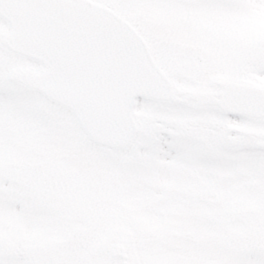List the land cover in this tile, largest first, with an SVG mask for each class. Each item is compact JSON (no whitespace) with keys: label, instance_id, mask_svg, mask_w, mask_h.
Returning <instances> with one entry per match:
<instances>
[{"label":"snow or ice","instance_id":"snow-or-ice-1","mask_svg":"<svg viewBox=\"0 0 264 264\" xmlns=\"http://www.w3.org/2000/svg\"><path fill=\"white\" fill-rule=\"evenodd\" d=\"M0 264H264V0H0Z\"/></svg>","mask_w":264,"mask_h":264}]
</instances>
